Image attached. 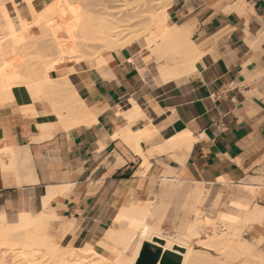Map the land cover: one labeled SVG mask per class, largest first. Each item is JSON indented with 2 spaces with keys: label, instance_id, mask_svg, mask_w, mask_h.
Returning a JSON list of instances; mask_svg holds the SVG:
<instances>
[{
  "label": "crops",
  "instance_id": "0c3cea01",
  "mask_svg": "<svg viewBox=\"0 0 264 264\" xmlns=\"http://www.w3.org/2000/svg\"><path fill=\"white\" fill-rule=\"evenodd\" d=\"M166 11L191 44L192 62L177 78L163 81L128 47V55L103 53L102 69L72 65L80 124L65 128L47 101L24 105L22 94L0 104V212L8 219L24 206L59 218L50 237L72 219L76 239L90 240L112 227L127 199L166 195L161 227L171 231L191 218L182 204L201 185L240 187L224 211L230 216L264 208V0H170ZM247 225L251 233L256 224ZM156 248L176 261L182 251Z\"/></svg>",
  "mask_w": 264,
  "mask_h": 264
},
{
  "label": "bare ground",
  "instance_id": "6f19581e",
  "mask_svg": "<svg viewBox=\"0 0 264 264\" xmlns=\"http://www.w3.org/2000/svg\"><path fill=\"white\" fill-rule=\"evenodd\" d=\"M24 1L32 6L30 7L33 11L32 14H34L32 31L22 27V16L19 15L18 11L20 10L16 8L13 0H5V2L0 0V7H9V13L8 11L4 12L5 14L0 13L2 15L0 17L7 16L10 19V25L8 24L10 27L7 28V30L9 29V36H6L11 40L8 47H6L7 42L1 43L0 40V104L17 99L20 94L18 87L22 86V91L26 93L22 101L24 104L31 105L35 100L47 101L58 116L60 124L65 128L72 124L82 123L85 117V109L82 99L69 81L68 76L74 72L73 68L65 73V76L60 80L54 81L50 77L51 72H54L55 65H57L54 61H58V58H60V64L63 61L61 59L65 56L67 43L57 38V34H55V31H60L59 27L56 26L57 19L60 20L67 33L68 41L76 45L77 52H80L79 55L75 56L74 62L94 61L102 69L106 65L101 51L123 52L128 55L130 52L128 45L142 36L146 37L152 29L156 35L153 36L150 45L146 42L143 47L150 49L149 55L157 60L166 58L164 63L158 65L153 63L151 67V69L156 70L157 75L163 81L177 78L178 75L186 71L192 62L190 57L191 44L186 40L183 28H178L179 26L176 24L173 26L167 24L166 8L170 0H147L154 6L152 7L154 12L147 17L148 23L137 28V31L132 29L137 23H132L131 18H125L120 10H118L119 12L112 10L111 5L117 0H84L83 7H64L57 11L53 17L49 7L55 0L48 2L42 0ZM69 1L72 2L73 0ZM135 7L134 10H136ZM116 8L114 9L116 10ZM124 10L126 12L127 9ZM138 18L134 16L135 22ZM37 27L49 35V42H46L47 40L43 42L44 38L42 41L36 40L33 31ZM4 34L3 36H5ZM25 50L35 53L38 59L35 62L26 61L20 68L22 72H13V68L9 70L12 72H9L7 68L9 69L10 66L17 67L16 69L19 70L18 67L23 60H18V66L17 64L14 65V62L12 65L9 63L8 66L6 65V55L15 53L14 58H16V54L18 55L21 51L23 54ZM20 56L17 57L20 58ZM8 61H12V59ZM142 61L146 63L149 60L144 58ZM100 71L101 74H105L104 71ZM131 107L130 110L133 108ZM47 124L45 127H54V124ZM174 183H170L171 186H174ZM180 185L175 183L174 187ZM196 187L188 193L187 202L182 204V207L188 211L186 215L191 218L180 219L171 231H165L161 227L168 208L167 201L171 200L169 196L164 195L165 190H162L161 195L169 199L165 202H163L165 200L163 196L160 198V193H158V197L162 199L161 202L159 200L156 202L152 197L144 200L127 199L119 208L114 217L115 220L112 222L113 225L119 223L121 226L119 228L113 226L107 228L95 244L82 238L77 245L61 246L59 239L50 237L47 232L48 226L54 225L59 218L45 212L33 213L28 208L24 209L23 206V209L18 210L15 220L8 219L4 212H0V264H135L144 241L154 242L164 250H174V245L181 247L183 250L178 251L181 256L180 264H264V254L256 248L258 238L260 235H264V226L260 223L263 221L264 208L258 205H254L252 209L247 207L248 213L245 214L247 216L241 219L230 216L224 211H219L218 221H215L205 217L206 211L203 212L200 209L206 199V192L202 190L201 186ZM170 194L172 197V193ZM247 222L256 224L253 225L254 229L252 228L251 232L252 237L254 236L253 240L258 237L255 244L244 239L241 234V229ZM76 225L77 222L72 219L63 223L60 227V238L73 233ZM202 235L204 238L201 237ZM154 237L163 239L165 243L159 244L154 240ZM196 245L202 249H198Z\"/></svg>",
  "mask_w": 264,
  "mask_h": 264
},
{
  "label": "rangeland",
  "instance_id": "374dc122",
  "mask_svg": "<svg viewBox=\"0 0 264 264\" xmlns=\"http://www.w3.org/2000/svg\"><path fill=\"white\" fill-rule=\"evenodd\" d=\"M127 2L125 3V0H123V2H122V0H117L116 2H114V3H112V7H113V9L112 10H114L115 12L116 11H118V10H120L121 12V14H123V16L125 17V18H128V19H130L131 18V22L132 23H137V24H134V28L132 27V29L133 30H135V31H137V28H141V27H143L146 23H148V20H147V17L148 16H150V15H152L153 14V12H154V9L152 8V7H154V6H152V4H150L147 0H136V2H135V0H126ZM131 1H133V2H131ZM3 2V1H2ZM4 2H5V0H4ZM13 2H15V5L17 6L16 8H18L19 10L21 9V7H22V13H21V11H18L19 12V15L20 16H22V27H26V28H29L28 29V31H32L33 30V22H32V20H33V17H34V14H32V9L30 8V7H32L31 5H28L27 3H26V1H24V0H13ZM119 3H121V4H119ZM125 3V4H124ZM83 4H84V0H73L72 2H70L69 0H55L53 3H52V5H51V7H49V11L50 12H52L53 13V15H52V17L54 16V14L57 12V11H60L62 8H64V7H72V8H74V7H83ZM135 4H138V5H135ZM43 7H45L44 5H42ZM134 6H136L135 8H136V10H134ZM115 7H117L116 8V10L114 9ZM121 7V8H120ZM123 7H126V8H123ZM128 7V8H127ZM131 7H133L132 9H131ZM148 7V8H147ZM3 8V9H2ZM120 8V9H119ZM152 8V9H151ZM124 9H127L126 10V12H125V10ZM8 11V13H9V7H0V13L2 14V13H4V12H7ZM124 11V12H123ZM146 11V12H145ZM119 12V11H118ZM149 13V14H148ZM0 14V16H2ZM5 14V13H4ZM3 14V15H4ZM7 14V13H6ZM33 15V16H32ZM133 16V17H132ZM134 16L135 17H139L138 18V20L136 19V22H135V19H134ZM144 17V18H143ZM133 18V19H132ZM3 19V20H2ZM6 19V20H5ZM145 19V20H144ZM134 20V21H133ZM9 21V22H8ZM21 21V20H20ZM6 22V23H5ZM59 23V24H58ZM0 31L2 32L3 31V33H1L0 32V40H1V43L2 42H7L6 43V47H8L9 46V41H11L10 40V38L8 37L9 36V29L7 30V28L8 27H10L9 25H10V19H8V17L6 16V17H0ZM4 24V25H3ZM9 24V25H8ZM52 24H53V22H52ZM56 26L57 27H59V29H60V31L59 32H57V31H55V34H57V38H60V39H62V40H64L65 41V43H66V47H65V56H64V58L63 59H61V60H63V61H61V64L59 63V61H60V58H58L59 60L58 61H54V62H56L55 64H57V65H55L54 64V62H53V64L55 65V68L53 69V73H56V77L55 78H53V77H51V75H50V77H51V79L52 80H54V81H56V80H60V79H62L65 75V73H67V72H69L70 71V69L72 68V65L74 64V63H76V62H74L75 61V56H77V55H79V53L77 52V46L76 45H74L71 41H68V38H67V33H66V31L64 30V28H63V26H62V24H61V22H60V20L59 19H57L56 20ZM136 26V27H135ZM138 26V27H137ZM11 27H12V25H11ZM25 28V29H26ZM2 29V30H1ZM12 29H13V27H12ZM6 31H7V34H6ZM155 34H154V33ZM5 33V34H4ZM33 33L35 34V38H36V40L37 41H42V39H43V42H45L46 40V42H49L50 41V37H49V35L48 34H45V33H43L42 32V29H40L39 27H37L36 28V30H34L33 31ZM3 34L6 36V35H8V36H3ZM64 35V36H63ZM154 35H156V32L154 31V29H152V31L151 32H148L147 33V35H146V37H144V36H142V37H140L137 41H134V42H132L131 44H129L128 45V47H133V48H136L137 49V52L141 55V56H143L144 58H146V60H149V61H147V62H151V63H155L156 65H158V64H160V63H164L165 61H166V58L165 57H163L162 59H160V60H157L156 58H154V57H152V56H150L149 54V50L150 49H148V48H145V47H143V45H145L146 44V42L150 45L151 43H152V38H153V36ZM10 36H11V32H10ZM62 36H63V38H62ZM66 36V37H65ZM1 38H3V39H1ZM5 38V39H4ZM49 40V41H48ZM22 41V40H21ZM5 44V43H4ZM10 44H11V42H10ZM62 44H63V42H62ZM134 44V45H133ZM3 47H5V46H3ZM6 50H7V48H5ZM9 50V49H8ZM101 51V49H98V51ZM27 51V52H26ZM76 51V52H75ZM7 52V51H6ZM106 51H101V54H103V53H105ZM108 52V51H107ZM7 53H10V52H7ZM21 53V54H20ZM26 53V54H25ZM69 53V54H68ZM71 53V54H70ZM11 54V53H10ZM9 54V55H10ZM24 54V55H23ZM23 54H22V51L21 52H19L18 53V55L16 54V58H14L15 56V53L14 54H12V55H10V57H8L9 55L7 54L6 55V59H7V61H6V65H12V63L15 65V64H17V63H19L18 62V60L20 59V61H22V62H20V65H19V70H20V68H22L23 67V64L27 61H29V62H35L37 59H38V56L34 53L33 54V52H30L29 50H25L24 52H23ZM67 54V55H66ZM21 55V56H20ZM23 55V56H22ZM28 55V56H27ZM17 56H20V58L19 57H17ZM12 59V61H8L9 59ZM55 58H57V56H54ZM22 58V59H21ZM53 58V57H52ZM13 59H15L16 60V62H15V60H13ZM10 63V64H9ZM21 63H22V66H21ZM64 66H63V65ZM59 65V66H58ZM60 65H62V66H60ZM88 66V67H94L92 64H91V61H88V62H85V61H83V62H80L79 63V65H77L76 66V68H81V67H83V66ZM17 66H18V64H17ZM58 66V67H57ZM13 68V69H12ZM17 68V67H16ZM15 67H13V66H10L9 67V69L7 68V70L9 71L10 69H12L13 70V72L15 71H18V72H22L21 70L19 71V70H17ZM7 72V71H6ZM9 72H12V71H9ZM22 88V86L21 87H18V89H21ZM64 92H67V91H64ZM21 94V93H20ZM25 96H26V93L24 92V91H22V100L25 98ZM24 105H27V104H24ZM161 184V183H160ZM183 184L185 185V186H188V187H190V186H193L194 185V183H186V182H183ZM202 186V190L203 191H205L206 192V199L204 200V202H203V204L201 205V207H200V209L201 210H203V212H205V214H204V216L205 217H209L210 219H212V220H215V221H218L217 220V216H218V213H219V211H226L227 210V208H229L227 205H229L230 203H231V201L234 199V192L238 189V188H240L239 186H235V185H225V186H214V185H209V187L210 188H208L207 186H204V185H201ZM208 189V190H207ZM158 191L160 190V186L158 187V189H157ZM218 197L220 198V200H219V205H217L215 208H213V205H214V203H215V201L218 199ZM17 212V211H16ZM16 212H8V215H9V217H10V220H15V216H16ZM206 213H208V214H206ZM246 224V223H245ZM245 224H244V227L241 229L242 231H241V234H242V236H243V238L244 239H246V240H249V241H252L253 243L255 242V240H252V235H251V233H250V228H249V226L247 225V226H245ZM219 225V224H218ZM113 227L114 226H116L117 228H119L121 225H119V223L117 224H114V225H112ZM163 228L164 229H166V230H169V228H170V224H169V220H168V218H167V221H165V223L163 224ZM61 237V236H60ZM59 237V244L61 245V246H68V245H71V246H74V245H77L78 243H79V240L80 239H76V237L73 235V233H69L68 235H66V236H64V237H62V238H60ZM201 237H203L204 238V235H202ZM100 238V236L97 234V235H95V236H92V237H90V240H88V239H84L85 241H88V242H90V243H92V244H95L96 243V241L98 240ZM254 239V238H253ZM154 240L155 241H158L159 243H164V241L163 240H160V239H158V238H156V237H154ZM257 242V241H256ZM145 243H148L149 244V246L150 247H157V245H155V243L154 242H146V241H144V243H143V245L145 244ZM255 244V243H254ZM262 244H263V240H261L260 242H258L257 243V248H258V250L259 251H261V246H262ZM143 245H142V247H143ZM196 247H197V245H196ZM175 248L177 249L178 248V250H183V249H181V248H179V247H176L175 246ZM198 249H202L201 247H197ZM213 254V253H212ZM178 257H180V260H181V256H180V254H178ZM137 261V260H136ZM136 264V263H135Z\"/></svg>",
  "mask_w": 264,
  "mask_h": 264
},
{
  "label": "water",
  "instance_id": "95a60500",
  "mask_svg": "<svg viewBox=\"0 0 264 264\" xmlns=\"http://www.w3.org/2000/svg\"><path fill=\"white\" fill-rule=\"evenodd\" d=\"M162 253L160 248L152 250L148 243H145L140 250L136 264H180V260L176 261Z\"/></svg>",
  "mask_w": 264,
  "mask_h": 264
},
{
  "label": "flooded vegetation",
  "instance_id": "af4514ba",
  "mask_svg": "<svg viewBox=\"0 0 264 264\" xmlns=\"http://www.w3.org/2000/svg\"><path fill=\"white\" fill-rule=\"evenodd\" d=\"M167 256L171 258V256H170V255H168V254H167ZM177 260H180V259H179V257H178V259H177Z\"/></svg>",
  "mask_w": 264,
  "mask_h": 264
},
{
  "label": "trees",
  "instance_id": "16d2710c",
  "mask_svg": "<svg viewBox=\"0 0 264 264\" xmlns=\"http://www.w3.org/2000/svg\"><path fill=\"white\" fill-rule=\"evenodd\" d=\"M179 259H180V257H179Z\"/></svg>",
  "mask_w": 264,
  "mask_h": 264
}]
</instances>
